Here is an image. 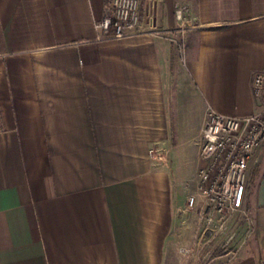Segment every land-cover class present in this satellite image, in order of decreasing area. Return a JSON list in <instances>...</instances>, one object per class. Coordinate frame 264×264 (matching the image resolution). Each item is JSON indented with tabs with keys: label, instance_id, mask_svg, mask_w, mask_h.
Listing matches in <instances>:
<instances>
[{
	"label": "crops",
	"instance_id": "0c3cea01",
	"mask_svg": "<svg viewBox=\"0 0 264 264\" xmlns=\"http://www.w3.org/2000/svg\"><path fill=\"white\" fill-rule=\"evenodd\" d=\"M106 4L0 0V264L205 254L198 135L207 108L256 111L264 0H141L163 33L99 42ZM178 7L196 28L174 31ZM244 208L231 264H264V173Z\"/></svg>",
	"mask_w": 264,
	"mask_h": 264
},
{
	"label": "built area",
	"instance_id": "2783aa9c",
	"mask_svg": "<svg viewBox=\"0 0 264 264\" xmlns=\"http://www.w3.org/2000/svg\"><path fill=\"white\" fill-rule=\"evenodd\" d=\"M175 18L179 27L174 31L184 33L196 28V19L184 8L176 9ZM94 29L99 42L163 33L155 27L151 17L143 24L141 0H107L106 13L94 24ZM252 94L257 103L254 113L232 117L207 108L199 131L197 195L204 208L202 219L208 226H215L217 221L216 236L230 233L228 227L235 216L244 218L246 234L250 232L244 198L250 163L264 145V71L254 75ZM149 153L153 156L152 151ZM194 202L195 197H190L188 206L192 207ZM233 235L228 236L227 242L233 239Z\"/></svg>",
	"mask_w": 264,
	"mask_h": 264
},
{
	"label": "rangeland",
	"instance_id": "374dc122",
	"mask_svg": "<svg viewBox=\"0 0 264 264\" xmlns=\"http://www.w3.org/2000/svg\"><path fill=\"white\" fill-rule=\"evenodd\" d=\"M253 160L254 161L251 164V169L248 174L247 184H249V182L251 183L254 178L264 173V145L257 151V154L255 155ZM239 217L240 218H236L235 216L232 220L231 224L228 227L229 229H231L228 235L224 233L219 236L215 235L217 221L215 226H208L203 219V229L202 227L201 229L203 231L202 244L204 246L203 250L205 254L202 258L197 257L198 260L196 263L193 262L195 257H192L190 259L191 262H187L186 264H231L233 262V255L237 254V251L239 249V237L243 233V217ZM230 235H233V239L227 242L228 236Z\"/></svg>",
	"mask_w": 264,
	"mask_h": 264
}]
</instances>
